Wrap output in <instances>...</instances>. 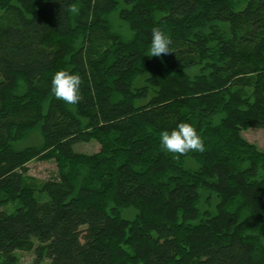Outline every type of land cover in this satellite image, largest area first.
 Masks as SVG:
<instances>
[{"label": "trees", "instance_id": "obj_1", "mask_svg": "<svg viewBox=\"0 0 264 264\" xmlns=\"http://www.w3.org/2000/svg\"><path fill=\"white\" fill-rule=\"evenodd\" d=\"M154 26L170 54L148 56ZM61 69L82 77L78 104L51 94ZM180 122L204 152L160 148ZM248 127L264 128V0H0L3 264L33 246L50 264H264ZM35 159L56 177L30 179Z\"/></svg>", "mask_w": 264, "mask_h": 264}, {"label": "clouds", "instance_id": "obj_2", "mask_svg": "<svg viewBox=\"0 0 264 264\" xmlns=\"http://www.w3.org/2000/svg\"><path fill=\"white\" fill-rule=\"evenodd\" d=\"M71 12L77 13L76 5L70 7ZM172 40L161 27L154 26L151 29V41L148 56L161 57L173 52L170 48ZM82 77L78 73L68 70L56 71L51 79V94L67 105H75L82 99L81 85ZM160 148L166 153H171L174 158L189 152H204V140L201 134L188 122H180L172 130H163L159 133Z\"/></svg>", "mask_w": 264, "mask_h": 264}, {"label": "rangeland", "instance_id": "obj_3", "mask_svg": "<svg viewBox=\"0 0 264 264\" xmlns=\"http://www.w3.org/2000/svg\"><path fill=\"white\" fill-rule=\"evenodd\" d=\"M21 86H25L21 84ZM245 138L254 143L258 148L264 150V128L248 127L242 130ZM41 135L39 132H33L28 138H26L24 144H37L41 143ZM100 145L97 141L82 142L77 145L79 151L86 153H93L98 151ZM57 165L54 160H32L28 163V176L30 179H36L38 182L54 178L57 175ZM17 203H9L7 205L8 211H13ZM35 245L38 243L34 242ZM16 260L11 264H50L49 258L45 257L43 260H37L35 246L31 248H22L15 251ZM4 263V258L0 253V264Z\"/></svg>", "mask_w": 264, "mask_h": 264}]
</instances>
